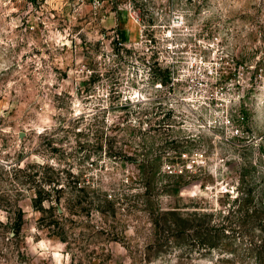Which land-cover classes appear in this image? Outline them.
<instances>
[{
    "label": "rangeland",
    "instance_id": "1",
    "mask_svg": "<svg viewBox=\"0 0 264 264\" xmlns=\"http://www.w3.org/2000/svg\"><path fill=\"white\" fill-rule=\"evenodd\" d=\"M0 264H264V0H0Z\"/></svg>",
    "mask_w": 264,
    "mask_h": 264
},
{
    "label": "crops",
    "instance_id": "2",
    "mask_svg": "<svg viewBox=\"0 0 264 264\" xmlns=\"http://www.w3.org/2000/svg\"><path fill=\"white\" fill-rule=\"evenodd\" d=\"M45 9L62 8L69 0H39Z\"/></svg>",
    "mask_w": 264,
    "mask_h": 264
},
{
    "label": "built area",
    "instance_id": "3",
    "mask_svg": "<svg viewBox=\"0 0 264 264\" xmlns=\"http://www.w3.org/2000/svg\"><path fill=\"white\" fill-rule=\"evenodd\" d=\"M112 0H74L76 5L88 4L93 10L99 9L104 3Z\"/></svg>",
    "mask_w": 264,
    "mask_h": 264
}]
</instances>
